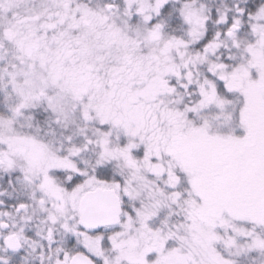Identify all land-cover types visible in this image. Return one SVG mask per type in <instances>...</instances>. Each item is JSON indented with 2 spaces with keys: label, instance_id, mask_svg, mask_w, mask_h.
Instances as JSON below:
<instances>
[{
  "label": "snow or ice",
  "instance_id": "obj_1",
  "mask_svg": "<svg viewBox=\"0 0 264 264\" xmlns=\"http://www.w3.org/2000/svg\"><path fill=\"white\" fill-rule=\"evenodd\" d=\"M0 264H264V0H0Z\"/></svg>",
  "mask_w": 264,
  "mask_h": 264
}]
</instances>
